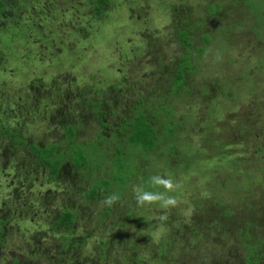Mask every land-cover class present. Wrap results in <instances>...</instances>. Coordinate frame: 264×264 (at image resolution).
Returning <instances> with one entry per match:
<instances>
[{"label":"rangeland","instance_id":"obj_1","mask_svg":"<svg viewBox=\"0 0 264 264\" xmlns=\"http://www.w3.org/2000/svg\"><path fill=\"white\" fill-rule=\"evenodd\" d=\"M9 1L13 7L17 3ZM39 1L34 9L29 8L27 15L21 13L19 18L31 23L34 12H38L43 24L41 32L47 36L52 26L57 27L63 37L70 36L59 23L60 18L52 20L65 8H69L62 16L65 24L82 22L88 26V33L84 27L80 28L87 37L91 35L89 30L96 29L94 25L89 28L85 16L92 6L89 1L85 4H78L80 0ZM241 1L238 6L231 0H106L101 5L102 15L100 13L93 46L87 49L82 46L81 52H72L73 43L69 46L67 42L65 51L55 56L50 51V48L57 49L51 35L45 41H36V33L29 30L11 44L0 35V51L10 52V55L0 52V81H4L5 86L0 94L9 96L10 109L15 111L14 98L18 95L23 99V106L24 102L35 103V97L42 100L41 104L33 105L35 113L25 114L27 117L20 119L26 122L23 124L25 138L33 137L39 143H46L61 140L62 135L69 139L75 135L74 139L83 149L76 148L84 151L89 162L84 169L63 163L65 168L57 181L50 184L46 177L37 174L31 182L24 183L20 178L23 184L15 181L11 189H0V197L7 201L10 191L23 186L18 191H22L20 200L30 201L33 212V218L27 217L24 222L15 220L18 216H13L14 223L8 221L10 225L5 227L0 244V264H11L14 258L19 260L18 264H52L59 259L60 256L53 258L60 244L57 233L62 230L48 223L65 206L74 208L77 214L72 238L83 235L85 241L75 249L67 248L69 255L61 256L64 262L247 264L249 246L258 256L249 259L264 264V0ZM206 2H216L221 7L213 9L211 5L206 6ZM72 3L81 10L76 11ZM184 11L188 13L186 16ZM20 12V8L7 12L6 21L10 22L8 17ZM204 32L209 34L207 41ZM69 41L74 39L70 37ZM204 41V51L196 58L197 46H202ZM10 47H14L15 52L12 53ZM184 54L191 63L189 70L183 72L184 87L174 89L176 83L172 81L168 90L178 58ZM191 68L196 71H190ZM171 90L179 93L172 97L176 101L173 119H179L185 128L167 132V138L176 144L178 157L189 160L188 171L181 166L172 171L163 163L161 157H165L167 146H161L157 152L158 156L162 153L160 158L155 151L143 152L133 145L125 147L122 150L125 162L131 166L133 174L141 175L142 179L133 176L129 185L131 191H125L98 223L97 213L105 207L103 201L107 196L98 193L93 199H83L81 193L95 179L92 173L107 177L110 175L107 170H113L112 163L106 159L112 144L101 145L104 141L101 135L116 133L120 116L129 113L128 108L139 96L148 101L147 106L159 100L168 104ZM163 92L167 94L164 97ZM4 94L1 95L2 107L8 109ZM153 95L155 101L150 98ZM99 100L105 105L100 115L103 114L106 126L103 122L99 124ZM56 107L55 112L52 108ZM66 109L72 110V117ZM43 111H47L48 119L42 116ZM13 112L9 110L11 116ZM205 114L213 119L206 122V132ZM99 132L101 135L97 138ZM0 138L2 149L7 151L6 141L1 135ZM219 138L227 143L225 148ZM111 139L115 142L116 137L111 136ZM98 142L105 150L101 149L102 156L97 158L90 149ZM14 149L15 159L20 164L17 172H25L22 165L33 170L32 164L24 159L25 147ZM76 153L72 151V155ZM135 163L147 165L146 171L143 169L140 174ZM153 175L171 176L181 184L176 192L169 193L180 203L170 209L146 204L147 216L142 217V222L147 221L146 226L140 222L144 211L129 210V215L125 216L126 208L139 205L136 200L128 203L124 197L134 196V186L165 191L151 186ZM7 176L0 178L2 182L5 180V188ZM131 211L135 214L131 215L135 224L128 218ZM136 222L146 228L139 231ZM115 233L117 238L113 240L111 236ZM105 240L108 246L103 256L98 251ZM131 244L136 247L132 248ZM156 246H159V257L153 253ZM160 246L165 249L160 250ZM133 252H138L139 260L121 261Z\"/></svg>","mask_w":264,"mask_h":264},{"label":"trees","instance_id":"obj_2","mask_svg":"<svg viewBox=\"0 0 264 264\" xmlns=\"http://www.w3.org/2000/svg\"><path fill=\"white\" fill-rule=\"evenodd\" d=\"M38 1L39 0H16L17 3L13 7L12 2H10L9 0H0V35H3V37L6 39V41L9 44L16 41V38L25 36L24 34L26 33V31L33 30L34 34L36 33L37 35L36 41H45L47 40V37L51 35V37L54 40V45H56L57 47V49L50 48V51L52 52V54H54V56L60 54L61 51L63 50L65 51L66 49L65 43L67 42L69 43V44L67 43L69 46H72V43H73V47L70 48L72 52L75 50H78L79 52H81L80 49L82 46L84 47V49H87V46H93L91 43L97 40L95 38V33L96 31H98V26L100 25V21L98 20L100 17V13L102 15L101 5L104 4L106 0H80V2H77L78 4H83V3L85 4L87 1H89L92 4L90 11L85 12V16L88 19L89 28L92 27V25L96 26V29L94 31L89 30L91 35L93 36L90 35V37H87L86 35L82 33L80 28L83 29V27L84 29H86L88 33V29H87L88 26L86 27L85 25H83L82 22L79 23V22L72 21L70 22V25L65 24L66 22L65 20H63L62 16L65 14V12L69 10V8H65L63 11H61L60 14L57 15L56 18H52V20L54 21L57 18L61 19L59 20V23L60 24L62 23V26L64 27V29H66L67 33L69 32L70 36L68 38L63 37V34L55 26L51 27V29L49 30L48 36L45 33H42L41 31L43 30V27H42L43 24L40 21L41 18H39L40 15L38 12H34L35 16H33L31 23L30 21L26 22L19 18L21 17L20 15L21 13H23L22 15H27L29 8L34 9L35 6H37ZM231 1H233L235 4L237 3L238 6H241L240 4L242 2L241 0H231ZM74 5L75 4L72 3V6ZM209 5H211L213 9H218L221 7L218 4H216V2H206V6H209ZM19 8L21 9V12L18 13L16 16L13 15V16L8 17L10 22L6 21L7 16H8L7 12H10V11H13ZM74 8L76 11L81 10V8L79 6L77 7L76 5ZM42 12L46 13L45 10H42ZM187 14L188 13L184 11V15L186 16ZM208 35H209L208 33L205 34L204 32L203 36H204L205 41H207ZM70 37L74 39L73 42L69 41ZM205 41L202 42L203 43L202 46H197L199 53L198 52L196 53L195 51L196 58L200 57L201 54L203 53L204 45L206 43ZM47 48L49 47L47 46ZM10 49L12 53L15 52L14 47H10ZM0 52L1 53L6 52L8 55H10L9 54L10 52H8L6 49L5 50L2 49V51ZM70 54L72 55L71 52ZM77 57L79 56H76V58ZM190 64L191 63H190V59L188 55L184 54V55L179 56L178 65H177L174 75L172 76L170 85L168 86V90H169V87L172 85V81L176 83V85L173 87L174 89H176L177 87H184L185 77L183 75V72L189 70ZM2 69L5 70V65L2 67ZM190 71H196V69L191 68ZM4 87H5L4 81H0V92L5 91ZM165 93L163 92L161 96L164 97ZM174 93L176 92H173V90H171L168 93L170 94V96H168V98H170L168 104H165L163 101L159 100V102H155L153 103V105H150V106H147L148 105L147 100H145L142 96H139L136 100V103L132 107L128 108L129 113L126 115L122 114L123 116H120L121 121H119V123H120L121 128H119L120 126L118 127L115 126L116 127L115 134L108 133L106 135H103V134L101 135L100 132L97 133V138H99V135H101L104 140L100 142L101 145L105 143L106 144L109 143L110 145L112 144L110 154L107 155L106 159L108 158L110 162L112 163L111 168H113V170H111V172H108L107 170V173L110 174L107 177L106 176L98 177L92 173V176H94L95 179L93 178L91 181V186L89 185L88 189L81 193V198L83 199L92 198L93 199L96 197V194L98 193L100 195L104 194L106 196H109L115 193L119 195V197H122V194L125 191L127 190H129V192L131 191L130 186H129L130 183L133 182L131 178H133V176L138 175L139 178L142 179L141 175L137 173L133 174L131 166L125 162L124 154H122V150L126 149L125 147L127 148L132 147L131 145L140 147L143 152L155 151L154 153L156 154L157 158H160L162 154L160 153L159 156L157 154V152L161 150L160 147L162 146L164 148V146H167V150L164 149L165 157L164 155L161 157L163 159V163H166L168 168L172 171L176 170V168L180 166L184 170L188 171L189 160L187 159L183 160L182 158L178 157V153L175 150L176 144L172 143L171 140L167 138V132L168 133L176 132L177 130L183 131V129L185 128L179 122V119L178 120L173 119V117H175V109H173L174 108L173 104H176L175 103L176 101L172 100V97L175 96ZM3 94H0V135L3 137V140L6 141V144H7L6 146L8 147H6L7 151H4V149L0 150V178L2 177V175L4 176L5 174V175H8L7 177L9 179V175L12 172H15L17 173L18 176H20V178H22L23 181L31 182V179L33 178V176L34 175L37 176V174L39 175L40 169L42 168L43 173L41 174V176L46 177L47 183L50 184L54 180L57 181L55 176L58 173L59 168L63 166V163L67 162L72 166V168L81 167L80 169H84L85 167L88 166L89 162H88L87 156L84 154V151L82 153V151H80L79 148H76L80 146L78 144L79 142H77L74 139L75 135L73 139H69L67 136L62 135L61 140L58 139L54 141H47L46 143H39L35 141L33 137L25 138L26 136L23 135V124L26 122L23 121L22 123L21 121L22 120L21 118H23V115L20 114V116L18 115L16 116V115H13L14 114L13 112L12 114L13 116H11L9 111H7L5 107H2L4 102L1 101L3 99L1 95ZM176 94H179V93H176ZM5 96H6L5 98L6 105L11 107V101L8 99L9 96L8 95H5ZM150 98H152V100L154 99L155 101L156 97L155 95H153ZM22 100L23 99H21L20 95H18L17 98H14V101L16 102L15 105L18 107L16 108L19 110V112L21 111V107L23 104ZM37 103L41 104L42 100L38 99L37 102H35L34 104H37ZM2 109H5V111H2L3 114L1 113ZM211 110H213V108ZM43 113L45 114V116L47 115V111H44ZM2 116L5 117V120ZM9 120H11L12 122ZM6 121H8V123L4 124V122ZM211 121H213V119L211 117L207 118L205 114V121H204L203 126L206 128L204 132H206V129L208 127L205 125L206 122L210 123ZM158 124L159 126H157ZM104 125L106 126L107 124L104 123ZM183 134L184 132H182V135ZM211 135H213V133H211L209 137ZM111 136L116 137L115 142H111V140H114V139H111ZM4 137H7V139H4ZM213 139L212 141H214ZM219 140L224 145L223 148H225V146L227 145L226 142L223 143V141L225 140L223 138L222 139L219 138ZM113 143H118V144H113ZM16 146L25 147L26 154L24 155V159H26L27 162H30L32 164V167H34L33 170H31L30 167L24 165L25 172L30 170L27 172V174L25 172L23 173L17 172L20 164L16 162L17 158L15 159V155L13 151L15 150L14 147ZM70 146H72V148ZM102 147L103 146H100L98 142L96 145H93L90 150L98 158V155L102 156V153H101ZM73 150L77 151L75 155H72ZM171 153L173 155L171 158H169ZM164 159L166 161H164ZM167 159H169V161ZM79 161H82L81 165H79ZM135 166L138 168L140 174H141V170L144 169V171H146V168H147V165L145 166L143 163H141V165L139 163H135ZM262 170H264V168ZM17 178H18L17 176L14 177L11 182H9V180L6 179V181L8 182V185L6 188L4 187L5 180L3 182L0 180V189H10L14 185L15 180H17ZM143 179L146 181V183L149 184V181L146 177H144ZM144 189L147 190L148 188H144ZM18 191L19 190L17 189L15 192L8 193L7 195L8 200L6 201L7 208L9 207L8 215L7 217H5V219L0 218V225L4 223L6 220L8 221L11 220L13 222V216H18L19 218L17 217L15 220L19 221L22 219L23 222L25 219H27V217L33 218V212H32V209H30L31 207L30 201L29 202L26 200L21 201L20 199L23 198V196L21 195L22 192H18ZM11 194H12V197H9ZM131 197H134V196H132V194H127L124 197V199H126L128 203H130L133 200H134L133 202H135V198L133 199ZM26 199L28 198L26 197ZM127 205L129 204H126V206ZM12 206L15 209H13ZM110 209H111V206L105 205V207L102 210L98 211L97 213L98 223L100 222L99 220L102 217L109 214ZM11 210H14V212H11ZM129 210H132L136 213L138 211L139 212L144 211L141 215L140 222L147 226V221L142 222V217L147 216V212L145 211V205L144 206L139 205L138 208H133V209L126 208L124 212L125 216L129 215ZM132 211L130 212V217H128L131 221L133 220L131 218V215H135ZM76 217H77V214L75 212V209L69 206H65L62 209H60L58 213L54 215L53 218L49 221L48 223L49 226H54L55 228H59V230H62L60 231V234L57 233V235L60 237L58 239L60 240L59 241L60 244L58 246L57 254L54 256L53 259H55L56 256H60V258L54 260L52 264H62V263L63 264H74V263L67 262V261L64 262L61 256L69 255L68 252L66 251L67 248L70 247L72 249H75L76 245H80L85 241V238L83 237V235H79L77 236V238H72V228H73L72 226L75 223ZM140 222H136V224L138 225L137 227L139 231L146 228V226L140 227L139 226ZM132 223L135 224V221L133 220ZM148 225H149V222H148ZM15 226H18V225L16 224ZM5 227L6 226H0V244L3 241L2 239H4L3 231L7 230ZM19 229L20 228H18L17 230ZM51 234L55 236V232H52ZM111 238L113 240L116 239L117 238L116 233L113 234ZM107 246H108L107 241L106 240L102 241L100 244L98 253L102 254L103 256H106L105 249ZM131 246L132 248L136 247L133 244H131ZM158 248L159 246H156V251L153 252L157 254L156 257L160 256L157 253ZM247 248H248V253H247L246 263L256 264L258 260H253L249 258L258 257L257 254L253 252L254 250L251 247L247 246ZM161 249H165V247L160 246V250ZM137 253L138 252L130 253L126 256V258L122 257L121 261H125V259L129 260L130 262L137 261L140 259V256H138ZM262 256L264 257V254H262ZM18 263H19V260L16 258H14L11 261V264H18Z\"/></svg>","mask_w":264,"mask_h":264},{"label":"clouds","instance_id":"obj_3","mask_svg":"<svg viewBox=\"0 0 264 264\" xmlns=\"http://www.w3.org/2000/svg\"><path fill=\"white\" fill-rule=\"evenodd\" d=\"M150 184L153 188L162 187L165 191H150L145 190L139 186H134L133 193L138 205L144 206L146 204H159L162 209H170L176 207L180 203L175 195H169V193H174L181 187V184L178 181L174 180L173 177L153 175L150 177ZM119 199V195L113 193L107 196L104 199L103 203L107 206H111Z\"/></svg>","mask_w":264,"mask_h":264},{"label":"flooded vegetation","instance_id":"obj_4","mask_svg":"<svg viewBox=\"0 0 264 264\" xmlns=\"http://www.w3.org/2000/svg\"><path fill=\"white\" fill-rule=\"evenodd\" d=\"M174 33H175V32H174ZM187 33H188V32H187V30H186V34H187ZM187 37H188V34H187ZM179 45H181V44H179ZM181 46H182V45H181ZM180 56H181V55H180ZM178 60H179V58H178ZM110 89H112V88H110ZM97 91H98V90H97ZM34 101L37 102V97L34 98ZM91 102H92V101H91ZM24 103H25V106H23V104H22V107H21V111H20V112H19V110L17 109L18 107L15 105V104H16L15 101H14V105H15V109H16V111L10 109L11 107H9L8 109L6 108V110H7V111L10 110L11 112L14 111L15 113H14L13 115H16V116H17V115L20 116L19 114H22V115H23V118H24V117H27L25 114H27V115L29 116L30 113H32V114L35 113L36 110L33 108L34 103H32V101H31L30 105H27L26 102H24ZM12 106H13V105H12ZM97 106H99V108H100V109L97 110V112H98V118H99V124H100V122H103V121H102V120H103V114L100 115L99 112H100V113H103L102 110H103V108L105 107V105L99 100V101H97ZM16 107H17V108H16ZM88 107H89V109H90L91 111H94V110L91 108L90 105H89ZM23 108H24V110H23ZM110 108H111V107H110ZM110 108H108V109H110ZM101 109H102V110H101ZM52 110L55 111V112L58 111L57 107H56V108H52ZM2 111H5V109H2V110H1V113H2ZM65 111H66V113L69 112V115H70L69 117H72V116H73V115H72L73 112H72L71 109H66ZM43 112H44V111H43ZM70 112H71V114H70ZM109 112H111V110H110ZM6 113H7V112H6ZM2 114H3V113H2ZM7 114H8V113H7ZM13 115H12V116H13ZM42 116H43L44 118L47 117L46 119H48V116H45L44 113H42ZM74 118H76V117L74 116ZM79 119H80V118H78V122H79ZM75 120H76V119H75ZM100 120H101V121H100ZM22 122H23V121H22ZM70 123H71V122H69V121L67 122V124H70ZM4 124H7V123L4 122ZM15 124H16V122H15ZM70 125H71V124H70ZM103 128H106V127H103ZM76 131H77V130H76V128H75L74 132L76 133ZM75 133H74V134H75ZM0 144H1V143H0ZM6 145H7V144H6ZM6 147H7V146H6ZM23 147H24V146H23ZM2 148H3L2 145H0V150H1ZM16 162H17V161H16ZM22 166H24V165H22ZM63 167H64V166H61V167L59 168V171H58V173L56 174L55 178L58 177V175H59V173H60V171L62 170ZM64 168H65V167H64ZM31 170H32V169H31ZM28 171H30V170H28ZM28 171H26L25 173L27 174ZM42 173H43V169L41 168V169H40V174H42ZM11 174H12V173H11ZM11 174H10V175H11ZM10 175H9V177H10ZM16 176H17L18 178H17V180H15V181H19V180H20V176H18L17 173H13L12 176L10 177V179H9V182H11L12 179H13L14 177H16ZM34 176H35V175H34ZM34 176H33V177H34ZM35 177H36V176H35ZM35 177H34V178H35ZM31 180H32V179H31ZM19 182L23 184V182H24V183H28L29 181H28V182H26V181H23V182H22V181H19ZM13 186H14V185H13ZM13 186H12V187H13ZM12 187H11V188H12ZM11 188H10V189H11ZM17 189H18V190L23 189V186H19V185H18V188H17ZM17 189H14L12 192H15ZM12 192L10 191L9 193H12ZM21 192H22V191H21ZM15 200H17V199H15ZM13 209H15V208L13 207ZM8 210H9V207L7 208V203H6V201H5L3 198L0 197V218L5 219V217H7V215H8ZM11 212H14V210H11ZM8 224H9V222H8V220H6V221H5L4 223H2L0 226H8ZM9 225H10V224H9Z\"/></svg>","mask_w":264,"mask_h":264}]
</instances>
